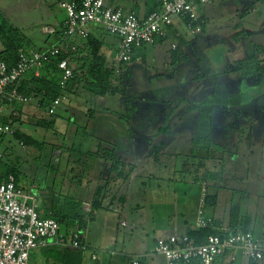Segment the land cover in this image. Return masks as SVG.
<instances>
[{"label":"rangeland","instance_id":"1","mask_svg":"<svg viewBox=\"0 0 264 264\" xmlns=\"http://www.w3.org/2000/svg\"><path fill=\"white\" fill-rule=\"evenodd\" d=\"M199 9L206 18L203 35H190L187 26H182L181 19L175 22V25L181 26L188 42L178 52L180 61L176 62L175 70L167 66L169 60L166 65L164 61L158 60L155 65L159 69V76L150 80L153 68L149 66L152 64L148 63L149 66L144 69L139 67L148 86L146 94H153L150 100L156 110L163 113L162 119H158L160 115L156 114L153 116L154 124L141 126V122L128 119L129 113L120 101L122 97L108 95L99 98L78 85V88L66 93L68 99L59 107L56 117H50L44 112L32 115L25 113L22 123L11 125L18 132L43 143V151L22 147L13 135L0 136V175L8 168H15L20 175L19 186L26 193L41 198L43 212L49 204L48 200L54 199L58 204H62L65 199L76 200L75 184L89 186L83 173L87 176L90 174L86 169L88 165L90 169L98 167V146L92 138V128L95 131L96 125L102 124L109 128L113 125L118 135L130 132L134 139L133 154L126 153L130 157H127L126 167H121L120 172L129 174V167L132 165L136 166V172L130 182L122 183L118 195V199L127 198L132 213L136 204L144 207L149 201L147 196L149 183L154 182L152 179L167 176L174 183L172 175L178 158L210 159L202 163L203 167H200V162L190 161L185 166L200 174V177H219L218 180L207 181L210 194L218 197L213 215L218 221L226 223H230L234 216L238 220L237 229L241 232L244 231L243 221L249 218L252 232L259 235L261 230L258 224L264 218V76H259L251 83L250 89L244 90L239 85L240 75L234 67V61L239 62L256 55L258 60L264 62V49L258 50L255 47L259 38L264 37V0H212L210 5ZM0 16L21 31L35 50L50 48L57 43L56 36L44 34V29H58L57 24L66 17L59 7V0H0ZM237 33L243 34L235 38ZM200 42L205 43L206 50L200 46ZM165 46L169 48L170 44ZM2 50L0 44V52ZM114 54L116 58V50ZM222 62L223 67L220 66ZM110 63L113 64L110 67L118 74L120 71L125 74L128 70L134 72L135 67L140 64L115 63L114 56L109 58ZM219 68L225 71V77L217 75ZM165 69L166 72L162 71ZM193 71H198V74L189 76ZM185 79L190 82L186 84L182 94L178 85ZM115 86L124 94H141L135 86L134 89L127 87L124 82L116 83ZM188 94L191 97L187 100L181 97ZM74 106L77 108L75 111L72 109ZM103 106L107 107L108 114H104ZM92 114L95 117L91 119ZM40 118L48 122L54 120L56 129H38L33 120ZM87 126L90 128L87 129ZM160 126L168 130L160 134L157 130ZM77 128H80L78 144L83 155H87L88 164L78 162V155L70 153L72 132L75 133ZM145 135L147 137H143ZM146 139L148 142H145ZM145 143L160 147L158 159L162 163H156L153 150L149 154L144 152ZM182 160L179 159L178 162L179 170ZM178 175L177 179L193 195L201 191L200 187L193 184L196 178L192 179L187 174ZM97 177L98 175L93 176V181H97ZM167 198L174 203L172 196ZM193 200L190 199V202ZM114 205L109 215L110 220L115 218L111 214L117 211L119 201ZM195 206L197 208L192 203V207ZM101 215L106 214H98L99 224L104 219ZM133 219L132 217L130 222ZM89 224L83 231L85 234L87 232V238L92 242L97 232L90 235L89 229L94 225ZM63 233L68 232L64 229ZM130 233L131 230L128 229L120 230L118 250L122 249V239ZM41 252L42 250L35 252L30 264H44ZM237 257L236 264H247L242 256ZM129 261L128 264L134 261L145 264L144 258L139 255L132 256Z\"/></svg>","mask_w":264,"mask_h":264},{"label":"built area","instance_id":"2","mask_svg":"<svg viewBox=\"0 0 264 264\" xmlns=\"http://www.w3.org/2000/svg\"><path fill=\"white\" fill-rule=\"evenodd\" d=\"M212 0H161L159 9L144 19L135 12L121 8H110L104 0H59V7L66 15L61 28L64 40L86 39L88 28L100 26L118 39L115 61L119 64L131 63L136 48L153 46L158 40L173 37L177 20H190L188 26L192 35L202 33L204 23L198 9L210 5ZM48 35H55L53 29H46ZM178 46L173 45V50ZM75 51V49H72ZM61 54V49L30 51L21 54L17 64L10 68L0 61V118L6 115V104L29 105L31 98L19 91V85L28 73L38 75ZM62 73L61 87L67 88L75 79L68 61L59 63ZM66 100L62 97L47 110L50 116L57 115L59 107ZM14 126L0 123V136L15 135ZM23 146V143H21ZM1 158V156H0ZM201 188L200 206L195 229H211L219 234L209 236L206 243L198 245L188 235H172L157 242L155 253L165 264H215L217 260L240 254L256 264H264V240L251 232L233 233L229 228L219 225L206 212V201L210 196L207 181L194 182ZM42 201L30 195L11 177L0 183V264H30L32 254L49 247L87 251L83 235L79 230L64 234L62 226L54 219L41 214ZM85 216L91 215V204L83 206ZM127 227L126 223L122 224ZM93 260H97L94 256ZM139 264V263H134Z\"/></svg>","mask_w":264,"mask_h":264},{"label":"crops","instance_id":"3","mask_svg":"<svg viewBox=\"0 0 264 264\" xmlns=\"http://www.w3.org/2000/svg\"><path fill=\"white\" fill-rule=\"evenodd\" d=\"M104 1L105 4L110 8H121L125 11H133L140 19L146 18L149 15V12L153 9L156 10L157 8H159L161 3V0H155L154 2L152 1L151 4H148V0H104ZM198 13L199 16L201 17L202 22L204 23L203 24L204 27L202 34H197V35H203L205 32L204 28L206 26V18L203 14H201V12L198 11ZM65 21H66V17L65 19H63L62 22L59 21V24H57L59 25L58 29L54 27H47L44 30L53 29L56 32H58V30L59 31L61 30ZM181 23L182 26L185 27L187 26L189 30V27L184 20H181ZM180 27H181L180 25L174 24L173 37L168 40H158L153 46L136 48L133 56V58H135V61H133L132 63L136 62L140 64H138V66L135 67L134 72L128 70L126 72L127 75L122 71H120L119 74L118 72H115V75L118 77L119 82H124L127 85V87L130 88L133 87V89L135 86L136 89H138L139 93H141V94H123L117 96V97L119 96L122 97L120 101L122 105L126 107V111L127 113H129L128 119L130 121L133 119L137 123L141 122L140 123L141 126H144L143 124L145 125L154 124L152 121H153V116L156 114L160 115L158 119L160 117L162 119L163 113L161 114L159 110H156V107L153 105V103L150 100L153 94H146L148 93V86L145 77H143L141 71H139V67H142L144 69L145 67L149 66V64H152V66H149L153 68L151 69L150 72V80L151 79L155 80L156 77L159 76L157 74L159 69L157 70L156 69L157 65H155L158 60L164 61L165 65H166V61L169 60L167 66L172 67L175 70L174 66L176 65V62L173 60V53H174L173 45L176 44L178 46L177 48L178 50L181 49V46L188 45L187 39L182 33ZM88 33L89 35L102 38L104 43L101 48V55L107 58L109 67L113 66V64L111 63L109 64V58L111 56H114V62L117 63L115 61V54L113 55V53L114 50H116V53L118 51V39L107 34V32L100 26H95V25L90 26L88 28ZM44 34L46 33L44 32ZM189 34L192 35L191 32ZM241 34L243 33H237L235 35V38L237 36H241ZM56 38H57V43L55 45H52L50 48L41 49V50L48 51L53 48H58L68 52L69 51L76 52L83 44V40H81L80 38L77 39L73 38L68 41L62 39L61 36H58ZM167 43L170 44L169 48H165L166 47L165 44ZM200 46H202L204 50L207 49L205 43L203 42H200ZM255 47L258 48V50L264 49V37L259 38V43H256ZM73 48L75 49V51L72 50ZM223 63L224 62L221 63L220 65L221 67L224 66ZM236 63L237 61H234V67ZM167 66H165V68ZM70 67L72 68L73 71H75L77 65L71 63ZM166 69L162 71L166 72ZM195 73L196 72L193 71L189 73L190 74L189 76H191V74H194L195 76ZM196 74H198V71ZM27 75L24 77V81L27 79ZM217 75L218 76L223 75L225 77V71L220 70L219 68V70L217 71ZM201 78L202 77H200V79ZM257 79L258 78L245 79V78H241L240 76L239 85L244 90H246V88L250 89L252 87L251 83H253ZM188 82L190 81L188 79H185L182 80L178 85V87L182 90L181 91L182 94H184L183 90L186 89L185 86L186 84H188ZM137 85L139 88H137ZM75 88H78V84L76 82L73 84L71 89L74 90ZM67 95L68 94L65 95L66 99H68ZM127 96L129 97L127 98ZM125 97L127 98L128 102L125 101L126 100ZM181 97L184 98V100H187L188 98L191 97V95L189 94L188 96L182 95ZM65 101L63 103H65ZM22 107L7 106L6 107L7 113L5 116L9 115L10 113H14L17 115L18 112H20L21 115L20 123H22L23 122L22 117L23 114L25 113L32 115L36 112L38 113L44 112L48 114L47 110L42 111V109L40 108L39 100L32 99V102L29 105H25V107L23 108ZM106 108H107L106 106H103L104 114H108L107 113L108 110ZM72 109L75 111V109L77 108L74 106V108ZM72 109L70 108L69 110ZM5 116H2V118H4ZM93 117H95V115L92 114L91 119ZM2 118H0V123ZM40 120L43 119L40 118ZM33 122L35 124L36 120H33ZM99 125H96L95 131H94V127L93 128L91 127L93 130L92 138L94 139L96 146H98L96 152L98 153L100 149L109 150V151H113L114 149H116L118 151L116 158L121 163L125 164L127 161V157L128 158L130 157L127 154H133V149L135 146L133 136L130 134V132L122 133L123 135L122 134L118 135L117 129L113 128V125L110 128L105 127L102 124ZM89 128L90 126H87V129ZM78 129L80 128H77V130ZM115 129L116 131H114ZM77 130L75 131V133L77 132ZM139 130H141V128ZM157 130L161 134L163 131H167L168 128L163 129V127L160 126L157 127ZM72 133L73 135L75 134L74 132ZM143 137H147V135ZM145 142H148L147 139L145 140ZM156 147L157 146L153 147L151 144L148 143L143 144L144 152L147 154H149L152 150L154 151ZM159 156H160V151H159ZM97 159H98V167H96L95 169H90L88 165L86 169L90 171V174L87 176L85 172L83 173V177L86 183L89 184V186L84 187L83 183L79 185L75 184V186L73 185L75 187L74 196L77 197L76 200L84 202V205L92 203L96 195V192L99 188H102L104 190V196H105L102 203L103 207L101 210L94 213L93 216L91 217H87L85 215L83 217V220L86 222V227L89 223H90L89 225L91 224L94 225V227L92 226L89 229V234L90 235L93 234L94 231L95 233L97 232L99 234L97 235L96 233V237H93L92 242H89V239L87 238L86 235L87 232L86 234L83 232L84 243L86 244L88 249L84 253L82 264H128L130 258L136 255H139L142 258H144L145 264H165L164 259L155 253L157 242L161 239H166L172 235H179V236L187 235V233L190 230H194L196 226L199 206H200L201 191H199L197 195L196 194L193 195L189 189L185 188L184 186L185 184L181 183V181L178 180L179 179L178 174L180 175L187 174L192 179L193 178L200 179V174H197V172L190 170V168L185 169V164L188 163L187 161H190L191 163L201 162V161L194 160L192 158H187V159L182 157L178 158V162L179 159H183L182 160L183 164L181 166V170H179L180 165L178 162H177L178 164L176 163L174 166V174L172 175L175 178L174 183L170 182L166 178L167 176H165L164 178L161 177L158 179L156 178L152 179L154 180V182H152L150 179L151 183H149L150 185L149 194H148L149 196H147L149 201L146 202V205L144 207H141V205L136 204L135 210L133 211L134 213H132L131 211L132 208H129L127 198L121 197L118 199V195L122 183L130 182V180L135 175L136 166L132 165L133 171L130 174V177L126 181L123 179H118L116 177V174L110 173L111 163L106 161V159L102 155H98ZM78 160L84 163L86 162L88 164L87 156L79 157ZM156 163L160 164L162 163V160L158 159ZM96 175H98L97 177L98 179L97 181H93V176ZM209 191H210V187H209ZM168 196L173 197L174 203H172L171 200L167 198ZM190 199H194L192 203L197 205V208L195 206L196 209L192 207V203L190 202ZM116 201H119L120 203L117 209V211H119L120 213L114 211L111 215H113L115 218L110 220L111 218H109V215L112 208L115 207L114 204ZM206 212L209 216H212L214 220L218 222L219 225H223L224 227L231 229L229 222L228 223L221 222L216 219V217L213 215V208L207 209ZM100 213H104L106 215H101V217H103L104 219L102 223L99 224V222H97V216ZM132 217L134 219L132 222H130L132 220ZM123 223H126L127 227H123L122 226ZM258 228L261 230L260 231L261 233H259V235L252 232L251 223L249 224L250 232H252L256 237L264 240V233H263L264 218L263 219L261 218V221L258 224ZM121 229L131 230V233L128 235V237L122 239L121 241L122 249L118 250V245L120 244V240H121L119 234ZM237 231L239 232L238 229ZM34 254L35 253L32 254V257ZM238 255L241 256L240 254L237 253L235 255L221 258L217 260L215 264H236L238 262V257H237ZM94 256L97 257V260H93ZM245 260L247 261L246 262L247 264H251V262H249L247 259ZM134 263H139V262L134 261L132 264ZM44 264H47L45 260H44Z\"/></svg>","mask_w":264,"mask_h":264},{"label":"trees","instance_id":"4","mask_svg":"<svg viewBox=\"0 0 264 264\" xmlns=\"http://www.w3.org/2000/svg\"><path fill=\"white\" fill-rule=\"evenodd\" d=\"M77 1L81 2V0ZM152 1L154 2L155 0H148V4H151ZM158 9L159 8H157L156 10H151L149 12V15L152 12L157 11ZM185 22L188 26L191 25L192 27L198 25L192 24L188 19L185 20ZM201 26L203 32L204 25ZM53 36H61V30H58V32H56ZM81 40H83V44L76 52L61 50V54L57 58L52 59L51 63L47 64L38 75L28 73L27 79L25 81L23 80L20 83V93L25 97L39 100L40 108L42 109V111L48 110L56 100L64 97L65 94L70 91L75 82L78 85H82L84 90L99 98H104L108 95L117 96L124 94L123 91L119 89V87L115 86V84L119 82L118 77L115 75V71L109 67L107 58L101 55V48L104 43L102 38L89 35L86 39ZM0 44L3 48V50L0 52V61L5 62L10 68L14 67L17 64L21 54L30 51H42L35 50L32 47V43L30 42V40H28L21 31L12 26L5 18H3V16H0ZM178 52L179 50L176 49L173 53V60L175 62L180 61ZM64 60L68 61V63L70 64L74 63L77 65V68L74 71L75 79L71 81L65 89H63L60 85L62 80V73L58 68L59 63ZM133 61H135V58H132L131 62ZM263 65L264 62L258 60L256 55H251L250 57L237 62L235 64V67L237 73L242 78L249 79L258 78L261 75L263 76ZM7 106L22 107L23 105L6 104V107ZM50 117H56V115ZM20 121V112H18L17 115L14 113H10L9 115L1 119V123L7 125H16V123H20ZM35 125L38 128L47 131H54L56 129L54 120L52 122H48L44 119H37ZM78 135L79 130L72 136L73 143L70 148V153L78 155L77 157H83L85 155H83L84 153L80 149V145L78 144ZM14 137L17 141L20 142V145L21 143H23V146L21 145L22 147H33L38 149L39 151L44 150L43 143H39L35 139L22 134L21 132H17ZM159 151L160 147H156L154 150L155 161H158ZM101 153L106 161L111 163L110 173L116 174V177L118 179L127 181L133 171L132 166H130L131 168L129 167V174H124L123 172H120V168H125L126 165L121 163L116 158L118 154V151L116 149H114L113 151L100 149L98 155H100ZM209 160L210 159H201L200 167H203V162H207ZM186 168L188 167L185 166V169ZM11 177L15 178L16 183L19 185L20 175L15 168H8L3 175H0V183L2 181L8 180ZM218 178L219 177L217 176L211 175L200 177V179L204 181L218 180ZM197 179L196 182H198L199 180ZM104 197V190L102 188H99L91 203L90 217L93 216L94 213L102 209ZM217 201V195L210 194L206 201V208H214L217 204ZM48 203L49 204L46 205L47 207L44 211L46 214H44V212L41 210V214L43 217H48L56 220L62 226L63 230L66 229L68 233L71 230H79L83 235V230L86 228V222L83 220V217L85 215L83 212L84 202L65 199L62 204H58L56 203V201H54V199H52L48 200ZM250 223L251 222L249 218H246L245 221H243V232H250ZM237 225L238 220L233 216L230 222V230L233 233L238 232ZM217 234H219L217 231L211 229H194L190 230L187 233L190 238L195 239L198 245L206 243L209 236ZM84 253L85 252L82 250L62 249L57 247L42 249V255L47 264H82ZM251 264L253 263L251 262Z\"/></svg>","mask_w":264,"mask_h":264}]
</instances>
